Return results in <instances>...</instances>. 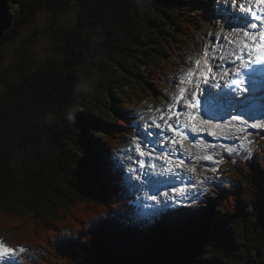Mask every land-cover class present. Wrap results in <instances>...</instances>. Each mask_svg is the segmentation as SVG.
I'll list each match as a JSON object with an SVG mask.
<instances>
[{"label": "trees", "instance_id": "trees-1", "mask_svg": "<svg viewBox=\"0 0 264 264\" xmlns=\"http://www.w3.org/2000/svg\"><path fill=\"white\" fill-rule=\"evenodd\" d=\"M212 0H0V245L22 264H264V134L187 225L148 228L112 152ZM72 27L59 26L72 3ZM40 12L49 21L37 26ZM61 31L39 64L41 35ZM17 59L2 47L22 31ZM264 133V132H263ZM25 251L21 253L20 248Z\"/></svg>", "mask_w": 264, "mask_h": 264}, {"label": "rangeland", "instance_id": "rangeland-1", "mask_svg": "<svg viewBox=\"0 0 264 264\" xmlns=\"http://www.w3.org/2000/svg\"><path fill=\"white\" fill-rule=\"evenodd\" d=\"M236 1L237 0H212L207 4L208 9L189 8L188 6L180 3L178 7L180 10H183V12L194 13L197 10L198 16L203 14L204 17L200 18L202 22L194 30L193 36L187 39L186 46H184L183 49L176 50L174 53L173 59L170 63V69L163 74V86L152 88L151 97H148L140 105L131 107L124 112V117L128 123H131L135 127V132L133 134H126L123 138H121L117 148L112 152V156L115 167L123 172L124 183L127 185L131 193L136 196L137 200L135 204L138 207L141 217L146 220L148 228L163 226L164 228L170 229L179 225H187L193 217H196L201 213L204 208L203 203L205 201L213 200V198L208 195V192H205V189L210 191L212 185H216L221 182H223V184L228 182L222 179L219 172V166L222 162L230 160L234 156H243L245 153H251L257 145V139L264 134V128L251 127L253 124H264V111L260 113V115L250 113L247 114L248 116L241 117V121H245L246 123H240L237 121H233L234 123L231 122V127L229 128L226 126L224 129V132L227 133L226 137L222 136L223 132L221 129H213V127L210 128L206 125V127L209 128L208 132H211L209 130H213L214 132L216 131L215 133H217V135L221 136H218L217 138L213 137L210 140L207 138L208 140H204L202 144H200L199 150L196 154L186 165L182 167V170L184 168V174L178 177V181H175L174 183H171L168 180L162 181L160 179L156 181L158 184L156 188L159 187V190L157 191L158 194L163 193L166 197H159L157 192L152 193L151 191H148L154 178L157 176L163 177L162 174L164 169L161 167L162 160L160 162H156L158 165H161L160 167L162 170L160 169L157 171V168L154 169L153 171L155 174L153 177L148 174V171H151L154 167L152 162L154 161L155 156H159L160 150L161 152L163 150L160 148L162 146L158 145L159 149L155 147L156 144H158V141H160L156 135L155 138L157 139L153 138L154 135L149 137V141H155L153 143L144 141L143 137L140 136L139 133L148 129L158 132L159 136L161 135L162 138L163 136L170 134L171 130H168L166 127H161L160 131H158L152 128V126H154V124L161 123L160 116L164 113H166L165 115L167 117L172 116L167 109L169 105L173 106V110L177 108L175 103L180 100L177 98L180 96L178 93L181 88H184L188 92L189 88L195 89L198 83L201 84L207 79V77H205L206 75H204L201 78L199 77V81H197V83L187 87L186 82L191 79L189 73L193 70L197 71L199 73L198 75L201 76L204 73L207 74L209 72V67H212V63L217 64L218 59L219 63L224 59L226 54L225 51H228V47L232 43L230 36H233L234 34H241L244 31L239 28L241 24L239 21L241 18H245L247 20H249V18L242 14L240 15V11H242V9L239 8L240 11L235 9L234 4H236ZM237 3H239V1ZM77 11L78 5L73 2L71 8L60 17L58 22L59 26L72 27L76 22ZM236 11H238L239 14ZM243 13H245V9L243 10ZM45 14L46 12H40L37 17V26L41 29H45L47 25L50 26L51 24L49 21L45 20ZM236 22L238 24H235ZM53 29L57 32L55 36L41 35L38 37L37 43L34 46L35 57L39 64L44 63L49 57L58 56V47L64 44L61 37V31L57 29V26L53 27ZM29 32L30 30L25 28L12 44L1 48L5 55L4 66L16 61L17 55L15 49ZM215 43L219 46L221 45L220 49L217 51H215L216 48L213 47ZM206 50L207 56H205ZM213 53L217 55L215 59H212V57L210 58V54ZM235 56L237 55L234 54V57ZM206 60L207 63L205 62ZM196 61L200 62L198 66ZM220 79L221 75L215 74L212 79V83H215L216 80ZM194 89H191L192 92ZM169 97L172 99V103L168 102ZM188 101H190V96H187L181 104H186ZM180 116L184 117L183 111H180ZM182 117L179 121L173 118L169 121V123L177 124L182 120ZM249 141H251V143H249ZM134 142H140V147L144 151L145 155L139 154L136 150V143ZM207 143L208 146L205 145ZM151 144L152 147L150 146ZM180 146L181 145H179L178 150L180 149ZM226 147H232L236 149V151L227 153L225 151ZM248 149H251V151L249 152ZM174 151H177V149ZM170 156L168 155L167 157L169 158ZM209 156H211L212 159L206 158ZM138 166L142 168H138ZM214 167L218 169L216 173L211 171ZM191 168H194L195 171H188V169ZM205 177H213L214 179L205 180ZM181 181H183V184H187L191 188L192 193L199 192L203 193V195L200 199L193 201L190 205L193 206L191 208L194 209L197 207L196 210L189 209V213L180 212V218H178L179 220H175L172 216L173 207H178V205H188V202L184 201L182 198H174L172 192L173 188H180L181 185L183 186ZM201 181H203V183H201ZM192 185H195V187ZM153 196L156 197L155 200L152 199ZM165 203L171 205V207L164 208L161 204ZM182 213H185V215ZM186 213H188V215H186ZM0 259L8 261L10 264L23 263L17 251H15L14 255H6Z\"/></svg>", "mask_w": 264, "mask_h": 264}, {"label": "bare ground", "instance_id": "bare-ground-1", "mask_svg": "<svg viewBox=\"0 0 264 264\" xmlns=\"http://www.w3.org/2000/svg\"><path fill=\"white\" fill-rule=\"evenodd\" d=\"M239 1V3H237ZM254 0H237L236 1V3H237V5H243V3H245V4H252V2H253ZM254 3H256V2H254ZM254 3H253V5H254ZM237 5L235 6V4H234V7H235V9L236 10H239V8H237ZM240 11V10H239ZM236 12H238V11H236ZM237 14V13H236ZM235 14V15H236ZM238 14H239V12H238ZM242 13H241V11H240V15H241ZM237 16H239V15H237ZM239 28L242 30H244L241 34H234L233 36H230L231 37V39H232V43L229 45V47H228V51H225V57H224V59L222 60V62H220L219 63V59H218V63L217 64H211V71L207 74V78L209 79V80H212L213 79V77L215 76V74H220L222 77L223 76H225V72H224V67H225V64H231L232 62H233V60L238 56V55H241V54H247V53H249L254 47H255V45H256V43H257V40L259 39V36H260V33L257 31V29H251L250 27H249V29H247L248 31H249V36L248 37H245L244 36V32L246 31V29H245V27L242 25V24H240V26H239ZM222 40V39H221ZM230 42V41H229ZM221 43V42H220ZM245 43H247V47H244V45H245ZM208 46V45H207ZM221 46V45H220ZM220 46L217 44V43H215L214 45H213V47H215L216 49H215V51H217V50H219L220 49ZM249 48V49H248ZM214 51V52H215ZM209 52H211V51H209ZM216 53V52H215ZM215 53H213V54H210L211 56H210V58L212 57V59H215L216 57H217V55L215 54ZM224 53V52H223ZM233 53V54H232ZM232 54V55H231ZM234 54H236L237 56H235L234 57ZM230 56H232V57H230ZM211 63V62H210ZM205 66V65H204ZM210 66V65H209ZM234 71V70H233ZM233 71H231L230 73H232ZM199 73L197 72L196 73V75H195V79H194V81L192 82V83H189L188 84V86H191L192 84H194V83H197V81H199V75H198ZM216 76H218V75H216ZM216 78V77H215ZM187 83V82H186ZM192 93V90L190 89L189 91H188V94L190 95ZM178 95H180V92L178 93ZM171 98L169 97L168 98V102L169 103H172L171 102ZM182 103V101H178V102H176L175 104H176V107L177 108H175V110H173L174 112L176 111H183L184 113H183V116H185V111L187 110V108H188V104L186 103V104H181ZM166 113H164L163 115H161L160 116V121H161V117L163 116V117H165V119H167L168 117L165 115ZM179 121V120H178ZM233 122V121H232ZM234 123V122H233ZM161 127L162 128H165V126H164V124L162 123V121H161ZM160 127V128H161ZM152 128H154V126H152ZM160 128L159 129H155V130H158V131H160ZM221 128V130H222V132H223V137H226V134L227 133H225L224 131V129L226 128V125H225V127H220ZM216 132V131H215ZM214 131L213 132H208L207 133V131H205V133L207 134V138L210 140L211 138H213V137H215V138H217L219 135H217V133H215ZM229 134V133H228ZM167 136V137H166ZM221 136V135H220ZM219 136V137H220ZM157 138H159L160 139V141H158V144H156V146L155 147H157L158 149H159V146H162V147H160L163 151L161 152V150H160V154H159V156H155V158H154V161L152 162L153 164H154V167H153V169L151 170V171H148V170H144V171H148V174L150 175V176H152L153 177V175L155 174V172L153 171L154 169H156L157 168V171L158 170H160L161 169V167H163V169H164V171H163V175L165 174V173H167L168 171H172V170H174L175 168H174V163H173V161H172V159H170V158H168L167 156L169 155H174V156H176L177 154H175L174 152V150L175 149H177L178 150V148H179V143H177V144H172L170 141L174 138L171 134L170 135H165V136H163V138H162V136L160 135H158L157 136ZM169 140V141H168ZM212 141V140H211ZM215 141V140H214ZM202 144V143H201ZM159 145V146H158ZM205 145H207L208 146V143L207 144H205ZM204 145V146H205ZM215 145V144H214ZM217 145V144H216ZM213 147V146H212ZM202 148V147H201ZM212 149V148H211ZM204 150V149H203ZM194 151H195V148H190V152H192V155L194 154ZM201 151V150H200ZM170 153H172V154H170ZM174 153V154H173ZM198 153H200V152H198ZM199 155V154H198ZM162 160V161H161ZM157 161H161V165H158L156 162ZM151 163V164H152ZM161 166V167H160ZM138 168H142V167H139L138 166ZM150 168V167H149ZM162 170V169H161ZM157 173H159V172H157ZM188 176H189V174H188ZM194 178V177H193ZM186 179H189V178H186ZM182 186V185H181ZM180 186V187H181ZM156 187V186H155ZM155 187H153L152 189H153V191H151L152 193H155V192H157L158 190H159V187L158 188H155ZM148 191H150V190H148ZM164 192H166V191H164ZM160 193V192H159ZM157 194H158V192H157ZM159 195V197H161V196H164V197H166L163 193H160V194H158ZM163 207H164V204H161ZM200 205V204H199ZM191 207H193V206H190V205H187V206H183V205H178V207H173V209H172V212H173V214H178V215H180V212H188L189 213V209L191 208ZM164 208H167V207H164ZM186 208V209H185ZM188 213H186V215H188ZM182 214H184L185 215V213H182ZM177 215V219L178 218H180V216H178Z\"/></svg>", "mask_w": 264, "mask_h": 264}, {"label": "snow or ice", "instance_id": "snow-or-ice-1", "mask_svg": "<svg viewBox=\"0 0 264 264\" xmlns=\"http://www.w3.org/2000/svg\"><path fill=\"white\" fill-rule=\"evenodd\" d=\"M239 7V5H238ZM253 19H256L255 15L253 14ZM246 29V31L244 32V36L245 37H248L249 36V31L247 29H249V27L251 29H256L259 27V25L257 23H249V21L245 18H241L240 21H239ZM259 40L264 42V32H262L259 36ZM247 43H245L244 47H247ZM260 53L259 57H258V60L262 63H264V43H261L259 46H258V49H257ZM249 57L251 56V53H248ZM205 56H207V50L205 51ZM241 57H237V59H240ZM207 63V60L205 61ZM199 61H196V64L197 66L199 65ZM251 63H256V61H251ZM247 66V64L245 65ZM209 71H211V68L209 67ZM237 72H238V69H237ZM189 75H192V73H189ZM185 89L184 88H181L180 89V96L177 98V99H183L184 98V93H185ZM214 94L209 92L208 93V97H205V104L208 105L211 103V100L209 99V97H213ZM199 100L197 99L195 103H189L188 106H190L191 108L193 109H196L199 107ZM237 104H239L240 102H236ZM167 111L169 113H172L173 112V106L172 105H169ZM231 115V114H229ZM173 118H175L177 121L180 119V114L179 112H175L172 116H169L167 119H165V117H161V121L162 123L164 124V126L168 129V130H171L173 132H178L179 129L172 123H169L170 120H172ZM191 119L195 120L196 117L193 116L191 117ZM231 120L232 121H237V122H240V123H246L245 121H241V117L239 115H235V116H231ZM202 123H207V121H202ZM227 127H231V124L228 123L226 125ZM161 127V124H154V129H159ZM217 127H220L219 124H217ZM251 127L253 128H264V124H253L251 125ZM242 130V129H241ZM140 136L143 137L144 141H149V137L152 136V135H156L158 136L159 133L158 132H154V130H144L142 131L141 133H139ZM187 137L185 135L182 134V139L180 140H176L175 138H173L170 142L172 144H177L179 143L181 146H183V139H186ZM149 142H155L154 140L152 141H149ZM136 143V150L139 152L140 155H145L144 151L141 149L140 147V142H134ZM249 143H251V141H249ZM225 151L227 153H232L234 151H236V149L232 148V147H226L225 148ZM248 151L250 152L251 149H248ZM207 159H212L211 156L209 157H206ZM183 160H180L179 161V164L176 165V167H180L183 165ZM188 171L190 172H194L195 169L194 168H191V169H188ZM211 171L213 173H216L218 171L217 168H212ZM205 180H212L214 179L213 177H205L204 178ZM201 183H203V181H201ZM181 184H183V181H181ZM193 187H195V185H192ZM215 187H219L221 189H223V182L219 183V184H216ZM172 192H173V195H174V198H182L184 201H187L188 202V205H191L193 201L197 200V199H200V197L203 195V193H192L191 191V188L187 185V184H183L182 187L180 188H173L172 189ZM205 192H208V195L211 196V192L208 191V189H205ZM153 200L156 199L155 196L152 197ZM164 207H171V205L165 203L164 204ZM19 251L21 253H23L25 251L24 248H20ZM15 254V250L13 249H10V248H6V247H3L2 245H0V258L6 256V255H14ZM0 264H10V262L8 261H4L3 259H0Z\"/></svg>", "mask_w": 264, "mask_h": 264}]
</instances>
